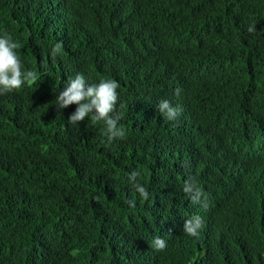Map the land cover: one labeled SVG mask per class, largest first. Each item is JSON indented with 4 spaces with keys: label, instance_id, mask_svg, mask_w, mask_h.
Masks as SVG:
<instances>
[{
    "label": "trees",
    "instance_id": "obj_1",
    "mask_svg": "<svg viewBox=\"0 0 264 264\" xmlns=\"http://www.w3.org/2000/svg\"><path fill=\"white\" fill-rule=\"evenodd\" d=\"M138 3L0 0V36H11L21 45V58L40 61L46 72L34 110L0 100L12 109L0 135V264H30L43 256L54 264H264V200L235 213L240 232L255 243L246 246L235 237L231 198L215 191L217 170L264 142L258 129L264 117L257 116H264V26L248 33L247 17L241 23L246 34L217 29L202 0H143L144 13L135 11ZM253 17L264 18V0H254ZM143 18L166 21L144 25ZM160 29L162 40L178 37L203 47L204 69L194 85L211 104L199 108L201 95L194 107L181 99L184 115L176 125L156 109L176 95L151 57ZM227 39L235 46L225 56L216 43ZM59 42L62 54L53 58ZM78 73L90 84L119 83L124 139L109 142L103 122L90 118L69 124L76 105L57 111L56 96ZM228 129L234 145L225 160L219 155L220 166L212 160V145ZM133 171L148 199L129 183ZM190 177L207 196V208L182 191ZM196 215L204 226L192 237L183 227ZM21 219L47 223V239L22 247L30 237L18 229ZM156 237L167 242L164 251L155 250Z\"/></svg>",
    "mask_w": 264,
    "mask_h": 264
},
{
    "label": "clouds",
    "instance_id": "obj_2",
    "mask_svg": "<svg viewBox=\"0 0 264 264\" xmlns=\"http://www.w3.org/2000/svg\"><path fill=\"white\" fill-rule=\"evenodd\" d=\"M142 1L139 0L135 8L137 13L145 11ZM202 7L211 25L217 26V29L230 28L242 35L246 34L241 30V23L247 17H250L252 23L247 29L248 33H255L257 29L264 26V18L255 20L253 17L254 0H202ZM170 14L171 12L166 20L169 19ZM166 20L154 18L152 21L160 26ZM139 21H142L144 25L152 22L147 18ZM130 32L132 30L127 29L126 33ZM161 36L160 29L153 42L151 57L156 73L176 89V95L173 99L161 100L156 109L168 123L172 122L176 125L184 115V108L180 105L181 99L187 106L194 107L196 97L201 95L199 108H206L211 104L208 93L196 89L194 85L195 77L204 69L203 47L189 39L174 37L162 40ZM210 44L211 42H206L204 46ZM216 45L223 55L227 56L235 43L227 39L218 41ZM20 47L21 45L14 42L8 34L0 36V100L6 101L11 106L16 107L19 104L34 110L43 98L41 84L45 81L46 72L40 61L23 60L18 52ZM63 47V42L56 43L50 55L53 58L61 55ZM119 87V83L114 79H101L98 84H90L83 74L78 73L67 81L62 91H59L56 96V109L62 112L69 106L76 105L75 111L68 118L69 124L77 126L78 122L90 118L93 123L103 122V134L109 142L116 139L122 140L126 132L119 123L122 114L117 111ZM11 111L12 109H6L0 104V135L7 131L4 117ZM257 116L264 117L260 113ZM227 136L223 135L212 145V160L220 166L223 164L219 155H223L225 160L227 153L234 145L233 143L231 147H227L226 142L221 147V143ZM252 148H258V150H248L241 158L232 161V164L223 170H217L220 174V183L219 188L215 190L231 198L230 201L234 205L235 237L239 236L243 245L246 246H255V243L249 236L240 232L235 213L241 208L255 209L264 200V142H255ZM139 175L138 171L131 172L128 177L129 183L143 199H148L149 193L139 182ZM182 191L190 197L192 203L200 204L203 208L208 207L207 196L193 178L190 177L184 182ZM128 203L130 207H135V201ZM10 225L4 226L3 230ZM46 225L47 223L41 220L21 219L18 229L30 237L22 247L34 248L47 239L44 236ZM203 226L202 217L196 215L185 220L183 231L195 237L199 235ZM153 245L157 251H164L167 248V242L161 237L154 238ZM30 264H54V262L51 257L43 256L38 260H30Z\"/></svg>",
    "mask_w": 264,
    "mask_h": 264
},
{
    "label": "bare ground",
    "instance_id": "obj_3",
    "mask_svg": "<svg viewBox=\"0 0 264 264\" xmlns=\"http://www.w3.org/2000/svg\"><path fill=\"white\" fill-rule=\"evenodd\" d=\"M186 111V110H185ZM187 118V117H186ZM258 129L260 130V131H262V133H264V128L263 127H258ZM231 132V129H228L227 130V137H225L224 138V141H223V143H221V147H222V145H224V144H226V142H227V147H230V139H229V133ZM263 138V141H264V136H259V138ZM260 143H261V141H260ZM225 147V146H224ZM255 150H258V148H255ZM240 163V160L238 161V164ZM230 164H232V162H230ZM193 211V210H192ZM25 243V242H24ZM28 247V246H27ZM29 251V250H28ZM35 252V251H34ZM33 252V253H34ZM25 253V252H24ZM28 254V253H27ZM21 257H23V256H21ZM20 258V257H19ZM24 261H26V260H24ZM28 262V261H27ZM29 263V262H28ZM19 264H22V263H19Z\"/></svg>",
    "mask_w": 264,
    "mask_h": 264
}]
</instances>
